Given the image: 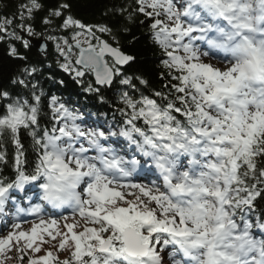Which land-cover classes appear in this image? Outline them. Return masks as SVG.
I'll list each match as a JSON object with an SVG mask.
<instances>
[{"label":"snow or ice","instance_id":"snow-or-ice-1","mask_svg":"<svg viewBox=\"0 0 264 264\" xmlns=\"http://www.w3.org/2000/svg\"><path fill=\"white\" fill-rule=\"evenodd\" d=\"M136 2V11L152 18L153 39L166 56L167 92L146 95L124 74L123 66L135 58L121 51L107 25L85 24L67 14L59 29H74L71 42L47 37L57 41L60 67L78 83L83 84L86 73L94 75L86 91L122 86L116 128L85 125L79 110L52 95L50 126L41 129L44 92L34 65L23 67L12 80L28 90L30 99L0 90L5 107L0 126L11 131L17 148V174L0 183V197L53 173L71 189L67 199L46 197L52 209L63 211L46 215L40 205L31 208L35 220L30 233L11 221V228L20 231H8L0 239V253L12 241L23 240V246L17 245L20 253L37 254L28 264H264V215L258 203L264 202V0ZM193 6L211 23L202 22ZM41 7L38 0L22 5L26 14L20 12L16 27L32 35L24 21ZM70 7L63 3L50 10L43 23L51 24L50 17H61ZM132 18V13L126 17ZM11 25L13 20L0 22V33L20 39L15 29L8 32ZM9 55L25 59L14 47ZM21 128L28 130L39 153L27 173ZM42 187L47 191L49 185ZM69 202L66 215L69 207L62 205ZM56 217L64 223L58 224ZM45 233L58 241L56 255L37 244L48 242ZM63 252L68 258L60 260Z\"/></svg>","mask_w":264,"mask_h":264},{"label":"trees","instance_id":"trees-1","mask_svg":"<svg viewBox=\"0 0 264 264\" xmlns=\"http://www.w3.org/2000/svg\"><path fill=\"white\" fill-rule=\"evenodd\" d=\"M28 3L29 0H0V17L13 20V29L21 37L20 39L9 37L0 39V90H7L21 99H30L28 90L12 84V80L21 75L23 67L34 65L39 69L34 74L35 79L44 92L40 115L41 129L50 126L48 103L52 95L59 97L69 108L94 116L101 126L112 125L116 128L121 121L120 113L116 109L119 107L118 91L122 86L114 83L112 87L104 88L100 93H90L85 88L90 81L94 84L91 74L86 73L83 84L78 85L73 76L60 67L63 58H58L59 54L54 50L51 39L48 40L49 50L46 55L39 53L32 45L28 44L25 47L24 39L17 31L16 24L20 22L18 15L22 10L21 6ZM38 3L42 7L33 12V19L24 21L26 25L32 27V35L71 37L73 30L62 32L59 29V25L67 14H71L74 19L85 24L107 25L113 29L121 51L135 58L122 68L124 74L133 77V82L146 95H151L153 90L168 91L164 86L169 84V70L162 63L166 56L153 39L150 30L152 18L145 17L136 11L138 7L136 0H38ZM63 3L70 4V9L64 10L61 17H50L53 21L51 24H44L43 20L49 17L50 10L58 9ZM129 13L133 14L130 21L126 19ZM105 38L108 39L107 36ZM109 42L115 45V42L111 40ZM10 47L16 48L18 54L25 59L21 60L9 55ZM136 77L143 78L147 84L141 85L139 80L135 79ZM4 112L3 101H0V116H3ZM18 136L21 144L20 151L23 152L22 166L27 173L29 167L27 163H36L39 153L34 149L28 130L21 128ZM0 154L4 156V159L0 160V183L6 184L14 180L17 174V148L12 139V133L8 129L0 132ZM258 203L259 209H264V202ZM65 255L67 257L68 253L66 252Z\"/></svg>","mask_w":264,"mask_h":264},{"label":"clouds","instance_id":"clouds-1","mask_svg":"<svg viewBox=\"0 0 264 264\" xmlns=\"http://www.w3.org/2000/svg\"><path fill=\"white\" fill-rule=\"evenodd\" d=\"M4 130H6L4 127L0 126V132H3ZM44 184H48L49 188L46 191L43 187H42V195H41V199L42 201L49 205L52 206V203L49 202V200L46 198L49 195L52 196H59L61 198L67 199V197L69 196L71 189H69L67 187L68 181L64 180V179H58L56 174H50L47 177L43 178ZM70 206V202L69 203H65L62 205V207H69Z\"/></svg>","mask_w":264,"mask_h":264},{"label":"water","instance_id":"water-1","mask_svg":"<svg viewBox=\"0 0 264 264\" xmlns=\"http://www.w3.org/2000/svg\"><path fill=\"white\" fill-rule=\"evenodd\" d=\"M24 35V33L21 31ZM25 39L34 46L40 53H46L48 50L47 40L42 37H33L24 35ZM107 59V58H106ZM93 75V74H92ZM94 78V75H93ZM95 80V78H94Z\"/></svg>","mask_w":264,"mask_h":264},{"label":"rangeland","instance_id":"rangeland-1","mask_svg":"<svg viewBox=\"0 0 264 264\" xmlns=\"http://www.w3.org/2000/svg\"><path fill=\"white\" fill-rule=\"evenodd\" d=\"M23 10V9H22ZM21 10V11H22ZM20 11V12H21ZM23 11H25V14H26V9L25 10H23ZM18 19H20V14L18 15ZM4 20H11V19H9V18H6V17H0V22H2V21H4ZM18 30H20L19 28L17 29V31ZM72 30L74 31V29H67V30H62V32H68V31H70V32H72ZM11 31H13V25H11V26H9L8 27V32H11ZM17 33V32H16ZM0 36H2L3 38H7L8 36L6 35V33H0ZM61 36H63V35H58V36H54V37H61ZM64 37V36H63ZM53 41V46H54V50L56 51V43H57V41H55V40H52ZM213 58H211V59H209V58H205V62H207V63H210V64H213V65H215V66H217V67H224V66H218V65H216L215 63H213V62H211V60H212ZM217 63V62H216ZM31 227L32 226H30V228H29V232H30V230H31ZM24 231V230H23ZM14 247V246H13ZM12 247V248H13Z\"/></svg>","mask_w":264,"mask_h":264}]
</instances>
